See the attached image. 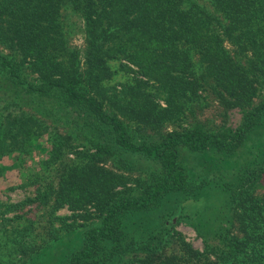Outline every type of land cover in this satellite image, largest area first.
<instances>
[{"label":"trees","instance_id":"trees-1","mask_svg":"<svg viewBox=\"0 0 264 264\" xmlns=\"http://www.w3.org/2000/svg\"><path fill=\"white\" fill-rule=\"evenodd\" d=\"M66 12L82 21L83 57L68 43ZM110 60L133 73L120 90L106 83L114 74ZM206 87L242 111L235 131L195 123L159 131L177 114H194ZM0 91L2 99L11 96L0 113V143L9 140L18 156L44 148L31 129L37 113L68 121L85 142L76 152L83 157L61 166L56 186L33 172L34 195L0 200L4 230L21 218L5 214L52 202L73 217L90 209L98 216L81 224V246L57 264H264V194L255 193L264 143L253 140V153L246 145L264 127V0H0ZM145 130L157 135L139 132ZM62 136L56 132L47 149L53 162ZM112 158L124 173L144 169L147 177L127 187L121 167L105 164ZM177 194L180 208L188 202L183 219L202 238V251L167 220L145 238L124 231L125 216L153 211ZM169 214L176 215L160 217ZM17 225L6 255L20 254L18 264H34L58 240L55 233L35 242L32 221Z\"/></svg>","mask_w":264,"mask_h":264},{"label":"rangeland","instance_id":"rangeland-1","mask_svg":"<svg viewBox=\"0 0 264 264\" xmlns=\"http://www.w3.org/2000/svg\"><path fill=\"white\" fill-rule=\"evenodd\" d=\"M65 18L66 27L68 25L70 26L68 43L71 46L78 48L80 51L79 57H83L81 53L85 43L84 35L81 30L82 21L76 15L71 13L69 14L67 12L65 13ZM227 46L231 51H233L232 49L234 48L231 44H228ZM120 63V60H110L109 62L110 68L114 71V74L111 80L106 83L109 85V88H114V91L123 88V84L128 75L133 76L132 72L130 73L129 70L124 69L123 67L121 68ZM211 91L210 87H206L200 92V95L203 97L201 98V102L195 105L193 102L194 107L193 105L191 107V111H193L194 114L190 115L187 112V117L182 114H177V116L163 122L159 131L165 132L171 129H184L189 127L188 125L190 123L199 124L210 131H235L242 121V111L238 107L227 108L226 105L218 98L217 94ZM0 94L3 95L4 92L0 91ZM10 99V95L3 96V99L0 98V113H3L4 110L8 109L6 104L10 103L8 102ZM257 100L258 97L255 98L254 101ZM157 101L162 106L165 105L163 100L158 99ZM27 107L28 106H25L24 109L26 110ZM33 119L37 120V123L35 126L31 127V129L34 131V134L38 136L37 142L43 145L44 148H32V151H30L29 154H23L20 157L15 151V146L9 140H5L0 143L3 146L1 149L6 153L3 155L4 157L2 159L4 170L0 173V200L3 202H17L24 199L28 195H34L35 184L31 181V175L33 172L44 176L52 183V185L56 186L59 173L62 171L61 166L63 164L78 162L79 159L83 157L80 154H76V152L85 151V142H83L82 136L72 125L68 123V121L58 120L55 115L43 117L40 113H37V115L34 114ZM134 128H136V125L133 126V129ZM56 132L63 135L64 145L62 151L59 153V156L56 158L57 160L53 162L54 158H50L47 149H49V145L52 142L51 138ZM139 132L143 135H147V133H149L150 138L157 135V133L155 134V132H149L148 130ZM260 132L252 134L251 139H249L246 143L248 147L247 150L249 151V148L251 150L250 153H253L251 148L257 141L264 143V127H261ZM88 137L91 136L88 135ZM88 144H90L89 141ZM95 150V147H91L89 149L90 152H94ZM262 158H264V156L259 157V159ZM108 161H106L105 164L110 168L114 169L115 166L113 164L118 167L122 166V164L117 162L115 158H112L109 162ZM255 168L253 166V169ZM117 171L124 173L122 167ZM124 174L128 179L127 187L135 188L139 179L146 178L148 172L144 169H135L131 172L126 171ZM256 188L255 193L264 194V170L260 173V178L257 182ZM213 189H216L215 191H217L220 188L212 187L210 190ZM214 194H220V190L218 193ZM221 194H223V192H221ZM181 201L182 198L180 195H171L169 198L165 199L159 207L153 209V211L138 212L125 216L123 220V223L125 224L123 228L124 231L127 233L136 232L138 237L145 238L150 234L153 235L155 232L157 233L160 226L163 227V224L161 223L162 219L163 221L167 220L166 223L171 230L179 232L181 236H183V238L194 248L202 251L204 249L202 238L198 236L194 228L188 225L183 219L184 210L181 211V209L187 208V211H190L189 206H186V203L188 202L183 201L182 203L186 208H183V205L180 208ZM53 206L54 204L52 202L41 207H32L30 209L26 206L24 210H19L21 213L18 211H12L5 214L7 217H14L15 215L20 214L21 218H14L6 227L7 230H4V227L0 226V230L2 231V233L0 232V239H2L0 241V255H2L4 260L0 264L19 263L21 260L20 254L8 257L6 255V246L12 239H16L19 236V232H16L18 231L17 224H20V226L23 227L28 225L29 221L33 222V225L30 227L29 234L31 240L34 239L33 241L35 242H47L49 237L53 236L55 233L58 234V236H56L58 237V240L48 244L44 252H42L41 257H38L34 264H57L63 255L73 252L81 246L83 236L78 231L83 229L84 225L86 226L89 223L98 221V216L96 215L94 209H90V212L87 213L89 216L86 215V217H83L76 214V216L73 217L72 211L66 206L59 209H52ZM177 210H179L178 213ZM168 211H172V213H176V215L172 216L169 214L164 218L160 217L162 213H166ZM68 225H71V227L68 228L71 230L69 232H65V228L69 227ZM21 238H23V236ZM167 249L168 251L170 250L169 247Z\"/></svg>","mask_w":264,"mask_h":264}]
</instances>
